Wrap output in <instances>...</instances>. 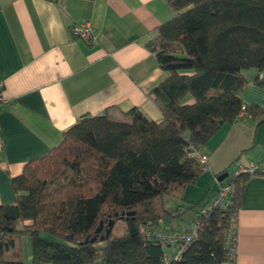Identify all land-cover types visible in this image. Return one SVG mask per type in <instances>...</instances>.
Masks as SVG:
<instances>
[{
    "label": "trees",
    "instance_id": "16d2710c",
    "mask_svg": "<svg viewBox=\"0 0 264 264\" xmlns=\"http://www.w3.org/2000/svg\"><path fill=\"white\" fill-rule=\"evenodd\" d=\"M167 2L176 15L145 45L166 73L148 92L162 119L154 121L138 107L123 119L83 115L62 132L58 145L27 161L11 180L15 203H0V264H25L24 238L30 240L32 264H221L231 259L225 231L249 173L231 180L234 189L225 207L201 213L207 193L188 207L199 224L179 259L166 261L174 247L146 238L141 228L158 227L184 212L182 203L167 206L166 200L181 198L177 191L203 173L187 155L189 145L201 150L222 124L241 119L242 111L257 123L264 121L262 108L241 98L248 86L242 70H264V0ZM254 83L264 87V78ZM258 168L255 174H264ZM110 219L128 226L120 236L111 231L100 239L104 231L96 234V228ZM94 235V242H85Z\"/></svg>",
    "mask_w": 264,
    "mask_h": 264
},
{
    "label": "crops",
    "instance_id": "0c3cea01",
    "mask_svg": "<svg viewBox=\"0 0 264 264\" xmlns=\"http://www.w3.org/2000/svg\"><path fill=\"white\" fill-rule=\"evenodd\" d=\"M175 15L167 0H0V80L6 97L0 107L1 204L15 203L11 180L24 164L58 145L62 132L81 116L123 119L138 107L148 118L162 119L148 92L166 73L145 45ZM79 21L90 22L92 40L70 33ZM242 74L248 86L241 98L264 112V87L254 83L264 70ZM201 150L215 174L231 177L249 163L264 171V121L246 115L224 123ZM215 190L204 189L201 197L207 193L208 202ZM164 222L158 227L166 232L190 229L169 230ZM235 238V257L221 264H264L262 173L243 182ZM23 255L24 263L32 264L29 238L23 239Z\"/></svg>",
    "mask_w": 264,
    "mask_h": 264
},
{
    "label": "built area",
    "instance_id": "2783aa9c",
    "mask_svg": "<svg viewBox=\"0 0 264 264\" xmlns=\"http://www.w3.org/2000/svg\"><path fill=\"white\" fill-rule=\"evenodd\" d=\"M70 33L74 37L82 39L84 41H90L94 38V29L88 21H79L72 23L70 25ZM5 102L6 97L4 95V83L3 80H0V107ZM238 117H244L243 111L239 113ZM187 155L189 157L195 158L200 164L202 172H210L213 176L214 181L216 182V190L213 198L210 201L206 202L201 208V213L203 214L213 207L226 206L227 198L234 189L231 180L237 174L243 172L254 175L255 172L259 169L258 166L254 163H249L246 166L238 167L233 176L230 177L226 175L224 178H220L221 176L225 175V173H213L208 156L203 151H201L194 145H189L187 148ZM226 177H229L228 180H224ZM235 223L236 215L232 216L228 221L224 238L225 247L228 248L229 257L231 259H233L236 255ZM198 224V219L194 218L192 227L188 231H184L181 233L166 232L159 227L151 228L147 226L142 227L141 232L146 238L154 239L163 243L164 245H170L174 247V252L170 255L165 254L164 258L166 261L170 258L177 260L180 258L182 251L185 249L190 239L194 236Z\"/></svg>",
    "mask_w": 264,
    "mask_h": 264
},
{
    "label": "rangeland",
    "instance_id": "374dc122",
    "mask_svg": "<svg viewBox=\"0 0 264 264\" xmlns=\"http://www.w3.org/2000/svg\"><path fill=\"white\" fill-rule=\"evenodd\" d=\"M209 178L212 180H207L205 178V172H203L201 176L200 182L195 185H188L186 186L185 189L180 188L177 191V194L181 198H171V200H166V205L167 206H172L173 204H178L182 203L183 207L181 208L184 210V212L176 217V218H170L165 220V224L169 227L168 229L171 230L170 228L173 227L178 230H182L184 228H191L193 224V220L195 218V213L193 210L188 209V207L193 206L202 196L204 189H209L211 188L214 190L216 188V182L213 179L212 174H209ZM229 177H226L224 180H228ZM170 198V196H168ZM183 197V198H182ZM197 209V207H195ZM195 209V210H196ZM127 222L124 220H119L116 222L112 229V234L113 236H120L124 233L125 229L127 228ZM99 264L98 262H95Z\"/></svg>",
    "mask_w": 264,
    "mask_h": 264
},
{
    "label": "water",
    "instance_id": "95a60500",
    "mask_svg": "<svg viewBox=\"0 0 264 264\" xmlns=\"http://www.w3.org/2000/svg\"><path fill=\"white\" fill-rule=\"evenodd\" d=\"M227 174L225 173V175L221 176L220 178H224ZM132 213L128 212L127 215H130ZM114 225V220L110 219L108 221V223L104 226L103 222L101 221L99 226L96 228V234L100 233L102 230L104 231V233L102 235H100V239H104L105 237H108L112 231ZM97 238V235L92 236L91 238H86L85 242H94Z\"/></svg>",
    "mask_w": 264,
    "mask_h": 264
}]
</instances>
